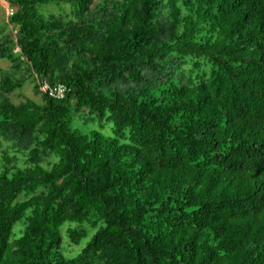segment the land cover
I'll return each instance as SVG.
<instances>
[{
  "label": "trees",
  "instance_id": "trees-1",
  "mask_svg": "<svg viewBox=\"0 0 264 264\" xmlns=\"http://www.w3.org/2000/svg\"><path fill=\"white\" fill-rule=\"evenodd\" d=\"M6 2L0 264H264V0Z\"/></svg>",
  "mask_w": 264,
  "mask_h": 264
},
{
  "label": "rangeland",
  "instance_id": "rangeland-1",
  "mask_svg": "<svg viewBox=\"0 0 264 264\" xmlns=\"http://www.w3.org/2000/svg\"><path fill=\"white\" fill-rule=\"evenodd\" d=\"M11 11H14V8L11 9L6 0H0V40L5 34H10L11 38H14L15 36V32L10 31L11 27L7 25ZM0 67L2 69H8L9 64L5 61H0ZM24 98H31L37 102H41V95L34 93L33 84L31 82H26L21 92L14 94L13 101L19 103L20 101H23ZM76 251H78V248L75 247L73 252Z\"/></svg>",
  "mask_w": 264,
  "mask_h": 264
},
{
  "label": "built area",
  "instance_id": "built-area-1",
  "mask_svg": "<svg viewBox=\"0 0 264 264\" xmlns=\"http://www.w3.org/2000/svg\"><path fill=\"white\" fill-rule=\"evenodd\" d=\"M41 91L47 94L50 98L62 99L65 96L66 87L61 83L56 86H51L43 82L41 85Z\"/></svg>",
  "mask_w": 264,
  "mask_h": 264
}]
</instances>
